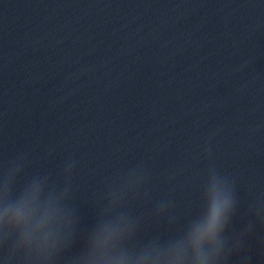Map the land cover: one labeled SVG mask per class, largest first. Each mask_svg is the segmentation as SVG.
Wrapping results in <instances>:
<instances>
[{
  "label": "clouds",
  "instance_id": "clouds-1",
  "mask_svg": "<svg viewBox=\"0 0 264 264\" xmlns=\"http://www.w3.org/2000/svg\"><path fill=\"white\" fill-rule=\"evenodd\" d=\"M215 223H216V217H215V215H214V216H213V219H212V221H211V224H210V228L215 227Z\"/></svg>",
  "mask_w": 264,
  "mask_h": 264
}]
</instances>
